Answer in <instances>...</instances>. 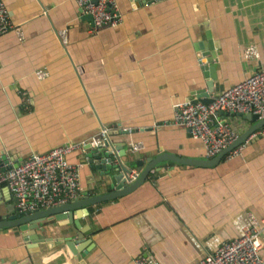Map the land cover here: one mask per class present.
Segmentation results:
<instances>
[{
  "label": "crops",
  "instance_id": "crops-1",
  "mask_svg": "<svg viewBox=\"0 0 264 264\" xmlns=\"http://www.w3.org/2000/svg\"><path fill=\"white\" fill-rule=\"evenodd\" d=\"M2 1L17 26L0 38L4 163L96 137L103 127L134 170L136 161L162 153L208 159L199 140L172 125L175 106L196 99L208 81L199 57L215 54L214 93L264 69V0H119L121 24L100 30L75 0ZM251 45L259 59L244 57ZM38 71L48 77L41 80ZM220 121L240 136L255 124L232 113L218 114ZM261 130L233 160L215 167L164 161L134 192L75 211L85 235L81 257L49 240L73 234L69 219L48 218L39 245L18 228L0 229V264H135L142 254L160 264H196L240 237L250 213L264 218ZM137 143L144 150L132 152ZM86 158L85 152L69 156L73 163ZM110 176L85 164L84 194L111 191ZM8 190L0 186L1 220L19 214ZM261 242L264 255V233Z\"/></svg>",
  "mask_w": 264,
  "mask_h": 264
},
{
  "label": "built area",
  "instance_id": "built-area-1",
  "mask_svg": "<svg viewBox=\"0 0 264 264\" xmlns=\"http://www.w3.org/2000/svg\"><path fill=\"white\" fill-rule=\"evenodd\" d=\"M119 0H75L82 11L92 18L94 30L117 27L122 22L119 11ZM6 3L0 0V38L16 29ZM22 38V32L19 30ZM64 43L67 31L60 32ZM246 59H259L260 53L255 45H251L244 53ZM199 64L203 66L202 59ZM43 80L48 77L46 71H38ZM220 113L254 114L264 120V69H258L242 82L212 95V102L185 101L175 106L172 125L186 129L191 136L199 140L205 149L208 159H213L233 145L239 133L228 122L215 123ZM261 131L253 133L245 143L256 139ZM111 129L102 128L96 137L67 142L46 153H31L17 167L16 161L8 160L0 164V186H6L18 200L17 211L21 215L37 210L66 205L84 197L81 186V174L87 158L80 162H71L69 156L76 152H85L87 145L93 148L103 146L110 140ZM241 144L225 155L230 161L242 155L245 145ZM142 143L132 144V152L144 150ZM5 169V170H3ZM135 170L130 182L138 178ZM89 196V195H88ZM264 233V218L258 219L249 214L248 223L244 226L240 237L222 243L214 253L206 255L196 264H264L261 237ZM135 264H160L153 256L142 254L135 259Z\"/></svg>",
  "mask_w": 264,
  "mask_h": 264
},
{
  "label": "water",
  "instance_id": "water-1",
  "mask_svg": "<svg viewBox=\"0 0 264 264\" xmlns=\"http://www.w3.org/2000/svg\"><path fill=\"white\" fill-rule=\"evenodd\" d=\"M203 62V71L204 77L208 80L205 88L200 89L196 94V99L192 102H201L204 104H209L212 102V95L215 91V82L218 80V77L214 74L216 68L213 67L216 62L215 54L212 53L210 56L203 54L199 57ZM240 116L245 117L249 121H253L255 124L249 128L240 138L229 148L224 150L220 155L213 159H189L182 158L171 153H162L156 157H151L146 160L136 161L135 171L139 173L138 178L134 182H130V177L134 171V168L126 165L122 160L125 156V150L118 149L113 145V143L108 140L103 146L98 148H93L91 145H87L84 149L88 163L93 167L100 169L104 174H111V191L101 195L88 196L80 198L79 200L46 210H37L34 212L27 213L26 215L17 214L13 217H10L8 220L0 219V229H9V228H18L22 233L26 241L30 243H37V245L43 243L41 235H46L48 225L46 221L48 218H55L58 221L63 219L71 220V224L74 225L71 228L72 235L62 237L56 241H51L50 243L61 242L65 247L70 251L74 257H81L85 250H83L79 245L84 244L85 235L80 232L79 223L74 220L75 211L87 208L88 206L98 205L104 202L113 201L119 198H122L132 192L137 188L141 187L146 181H148L149 176L156 167L164 161H172L177 164L196 166V167H215L224 159L225 155L236 148L237 146L243 144L248 137L259 129L264 128V120H259V117L254 114H240ZM127 133V131H126ZM145 163L147 165L145 166ZM0 164H4L2 159ZM19 164L16 161L14 167H17ZM5 170V169H3ZM115 173H112V172ZM9 191V190H8ZM16 203L18 200L16 199ZM2 214H0V218Z\"/></svg>",
  "mask_w": 264,
  "mask_h": 264
},
{
  "label": "trees",
  "instance_id": "trees-1",
  "mask_svg": "<svg viewBox=\"0 0 264 264\" xmlns=\"http://www.w3.org/2000/svg\"><path fill=\"white\" fill-rule=\"evenodd\" d=\"M155 174V176H159L160 175V173H158V172H155V173H153V175ZM150 177V176H149ZM101 205H103V203H101V204H98V205H96V206H101Z\"/></svg>",
  "mask_w": 264,
  "mask_h": 264
},
{
  "label": "bare ground",
  "instance_id": "bare-ground-1",
  "mask_svg": "<svg viewBox=\"0 0 264 264\" xmlns=\"http://www.w3.org/2000/svg\"><path fill=\"white\" fill-rule=\"evenodd\" d=\"M264 129V128H263Z\"/></svg>",
  "mask_w": 264,
  "mask_h": 264
}]
</instances>
